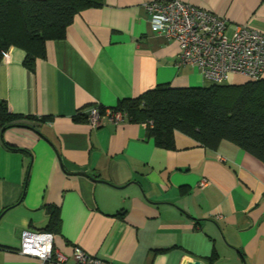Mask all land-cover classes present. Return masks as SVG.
<instances>
[{"label": "crops", "instance_id": "obj_1", "mask_svg": "<svg viewBox=\"0 0 264 264\" xmlns=\"http://www.w3.org/2000/svg\"><path fill=\"white\" fill-rule=\"evenodd\" d=\"M148 1L100 0L45 41L32 69L15 45L0 62V99L22 123L0 131V264H41L18 252L20 235L46 228L53 210L68 263L79 247L117 264H207L213 251L211 264H264L263 161L227 140L211 149L175 131L165 148L145 123L78 119L158 85L210 84L177 64L178 42L151 29ZM183 1L227 18L228 34L264 33V0Z\"/></svg>", "mask_w": 264, "mask_h": 264}, {"label": "trees", "instance_id": "obj_2", "mask_svg": "<svg viewBox=\"0 0 264 264\" xmlns=\"http://www.w3.org/2000/svg\"><path fill=\"white\" fill-rule=\"evenodd\" d=\"M100 3V0H0V62L9 47L15 45L25 50L23 63L32 69L35 57L44 55L47 39L63 38L79 11ZM108 108L124 112L129 121L145 123L158 146L173 148V134L180 131L211 149L227 140L264 162V76L199 87L158 85L136 97L119 99ZM20 118L0 99L1 132L22 125ZM86 118L87 113L78 117ZM58 226V211L53 210L43 230L54 233ZM215 256L213 251L207 264Z\"/></svg>", "mask_w": 264, "mask_h": 264}, {"label": "built area", "instance_id": "obj_3", "mask_svg": "<svg viewBox=\"0 0 264 264\" xmlns=\"http://www.w3.org/2000/svg\"><path fill=\"white\" fill-rule=\"evenodd\" d=\"M152 30L167 40L178 42V65L196 67L210 83H231L234 79L257 80L264 76V33L248 25H237L227 34L224 16L183 0H150L144 4ZM126 114L98 105L87 111L92 128L105 121L119 124ZM205 179L200 181L203 186ZM55 235L44 230H23L18 252L37 258L41 264H67V258L54 249ZM75 264H117L92 256L81 248L73 251Z\"/></svg>", "mask_w": 264, "mask_h": 264}, {"label": "water", "instance_id": "obj_4", "mask_svg": "<svg viewBox=\"0 0 264 264\" xmlns=\"http://www.w3.org/2000/svg\"><path fill=\"white\" fill-rule=\"evenodd\" d=\"M186 264H206V263L201 259L193 258L191 261L187 262Z\"/></svg>", "mask_w": 264, "mask_h": 264}, {"label": "rangeland", "instance_id": "obj_5", "mask_svg": "<svg viewBox=\"0 0 264 264\" xmlns=\"http://www.w3.org/2000/svg\"><path fill=\"white\" fill-rule=\"evenodd\" d=\"M230 33V32H229ZM228 34V33H227ZM228 35H230V34H228ZM238 79V78H237ZM242 80V79H241Z\"/></svg>", "mask_w": 264, "mask_h": 264}]
</instances>
